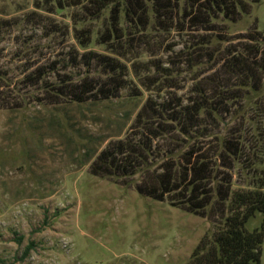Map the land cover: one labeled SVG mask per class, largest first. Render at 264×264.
Instances as JSON below:
<instances>
[{
  "label": "rangeland",
  "instance_id": "rangeland-1",
  "mask_svg": "<svg viewBox=\"0 0 264 264\" xmlns=\"http://www.w3.org/2000/svg\"><path fill=\"white\" fill-rule=\"evenodd\" d=\"M58 1L64 10L57 9ZM76 1L0 0V264H188L200 243L212 241L224 224L216 195L201 217L140 194L139 176L115 182L92 173L100 152L125 138L150 93L134 98L125 89L108 100L48 105L39 103L38 87L23 81L31 65L67 60L79 48L72 17L83 15V8ZM186 2L180 1L181 8ZM55 24L62 26L57 33ZM219 27L230 36L228 46L254 29L264 36V0L238 22ZM152 37L176 50L190 39L175 32ZM145 46L139 37L132 42L135 53ZM90 49L109 54L105 46ZM261 76V95L236 105L215 125L216 133L230 130L244 138L245 156L231 170L233 191L264 184ZM193 77L189 71L181 75L180 95L190 96ZM203 143L215 150L218 138ZM262 221L257 214L246 229H260Z\"/></svg>",
  "mask_w": 264,
  "mask_h": 264
},
{
  "label": "trees",
  "instance_id": "trees-1",
  "mask_svg": "<svg viewBox=\"0 0 264 264\" xmlns=\"http://www.w3.org/2000/svg\"><path fill=\"white\" fill-rule=\"evenodd\" d=\"M180 1H76L73 5L83 8V15L72 17L79 48L73 47L67 60L31 65L23 81L38 87L39 103L48 105L108 100L125 89L134 98L150 93L125 138L100 152L92 173L115 182L139 176L140 194L201 217L216 195L224 224L212 241L200 243L188 264H260L264 184L232 190L231 170L245 156L244 138L230 130L216 133L215 127L236 105L251 104L261 95L264 36L254 29L240 44L228 46V32L218 30L251 14L260 0H187L182 8ZM54 27L56 33L62 29ZM173 32L190 38L182 49L156 44L152 37ZM137 37L146 46L135 53ZM92 45L105 46L109 54ZM143 54L150 59L142 61ZM161 54L169 55L163 59ZM76 70L84 73L78 76ZM188 71L194 77L186 98L179 94V78ZM216 136L215 150L204 147L203 140ZM257 214L263 217L261 228L250 232L246 224Z\"/></svg>",
  "mask_w": 264,
  "mask_h": 264
}]
</instances>
